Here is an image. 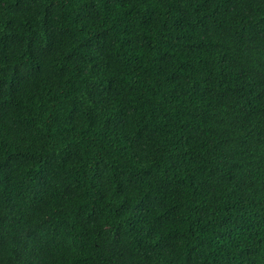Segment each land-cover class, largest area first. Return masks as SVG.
<instances>
[{
	"label": "trees",
	"instance_id": "obj_1",
	"mask_svg": "<svg viewBox=\"0 0 264 264\" xmlns=\"http://www.w3.org/2000/svg\"><path fill=\"white\" fill-rule=\"evenodd\" d=\"M0 264H264V0H0Z\"/></svg>",
	"mask_w": 264,
	"mask_h": 264
}]
</instances>
